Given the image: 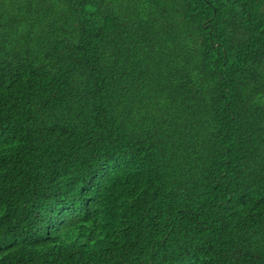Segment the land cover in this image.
<instances>
[{
    "label": "trees",
    "instance_id": "obj_1",
    "mask_svg": "<svg viewBox=\"0 0 264 264\" xmlns=\"http://www.w3.org/2000/svg\"><path fill=\"white\" fill-rule=\"evenodd\" d=\"M0 264H264V0H0Z\"/></svg>",
    "mask_w": 264,
    "mask_h": 264
}]
</instances>
